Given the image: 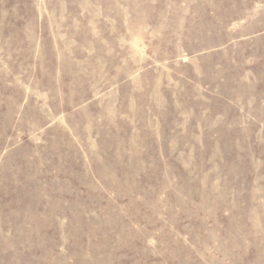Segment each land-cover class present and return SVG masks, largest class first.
<instances>
[{
	"label": "rangeland",
	"instance_id": "obj_1",
	"mask_svg": "<svg viewBox=\"0 0 264 264\" xmlns=\"http://www.w3.org/2000/svg\"><path fill=\"white\" fill-rule=\"evenodd\" d=\"M0 264H264V0H0Z\"/></svg>",
	"mask_w": 264,
	"mask_h": 264
}]
</instances>
